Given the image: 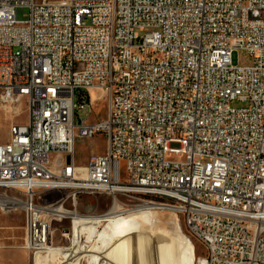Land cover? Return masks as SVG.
<instances>
[{
	"label": "built area",
	"instance_id": "obj_1",
	"mask_svg": "<svg viewBox=\"0 0 264 264\" xmlns=\"http://www.w3.org/2000/svg\"><path fill=\"white\" fill-rule=\"evenodd\" d=\"M32 2L0 0V101L28 114L0 144V212L23 213L22 249L42 255L79 196H107L175 213L197 264H264V0ZM102 99L105 119L79 116ZM100 134L106 152L78 167L77 140ZM51 192L68 195L37 203Z\"/></svg>",
	"mask_w": 264,
	"mask_h": 264
},
{
	"label": "bare ground",
	"instance_id": "obj_2",
	"mask_svg": "<svg viewBox=\"0 0 264 264\" xmlns=\"http://www.w3.org/2000/svg\"><path fill=\"white\" fill-rule=\"evenodd\" d=\"M40 3L44 0L32 2V12H40ZM81 90L82 83L73 85V92ZM59 108H66V101H59ZM71 234L72 247L49 248L40 255L46 257L44 264H80L82 256L89 264H196L197 260L196 248L183 234L179 217L152 206L122 213L117 203L104 215L78 214ZM84 236L94 245L83 246ZM40 256L35 264H42Z\"/></svg>",
	"mask_w": 264,
	"mask_h": 264
},
{
	"label": "rangeland",
	"instance_id": "obj_3",
	"mask_svg": "<svg viewBox=\"0 0 264 264\" xmlns=\"http://www.w3.org/2000/svg\"><path fill=\"white\" fill-rule=\"evenodd\" d=\"M17 19L19 22H26L29 19V9L20 8L17 11ZM232 62L234 66H250L253 61L244 51L235 52L232 56ZM95 100V99H94ZM244 105L235 102L232 104L233 108H242ZM107 114V107L105 105L104 100L99 101L95 108V114L91 117L88 116V111L85 110L79 114L82 119H89L91 123H96L97 121L105 119ZM28 121L27 114V103L20 102L13 105H3L0 101V144H5L9 140L10 136V128L12 125H25ZM107 150V140L106 138L100 134L95 136L93 139H84L77 140L76 142V164L78 167L84 168L88 163L92 154H104ZM83 170V169H81ZM121 172V180L124 182L126 179L127 171L124 164L120 168ZM68 194L66 192H51L46 194L45 196L39 197L37 200L38 204H50L56 203L63 198H66ZM120 201L123 199L120 198ZM67 210L73 209V204L71 201H68L65 207ZM112 208V200L107 196H79L77 203V213L82 216L89 215H104L108 213ZM163 213H170L167 210H158ZM138 215H144L142 213ZM121 221V220H120ZM120 221H117L113 224L115 228ZM119 222V223H118ZM180 228L185 235V228L183 225V221L179 218ZM72 221L67 220L63 222V224L56 225L55 232V248H71L73 242V236H70L68 239L63 238V230L67 231L72 228ZM14 232L7 246L5 247L2 242H0V252H6L13 261H17L22 263L23 259L20 256L22 252L26 253L25 264H35V258H33L28 252L22 249L23 241L25 238L24 232V215L21 211L12 213V214H3L0 212V234L7 232ZM101 231L103 228L100 229ZM82 245L91 246L94 245V241H88L84 236L82 239ZM196 248V264L198 258L202 255V248L199 244L193 242ZM44 264L46 260L45 256H40L39 258ZM61 263V262H60ZM59 263V264H60ZM0 264L2 261L0 259ZM49 264H52L49 262ZM80 264H89L87 258L80 259Z\"/></svg>",
	"mask_w": 264,
	"mask_h": 264
},
{
	"label": "crops",
	"instance_id": "obj_4",
	"mask_svg": "<svg viewBox=\"0 0 264 264\" xmlns=\"http://www.w3.org/2000/svg\"><path fill=\"white\" fill-rule=\"evenodd\" d=\"M12 235H14V232H10L9 230H7V232L5 233L0 234V242H2L3 245L6 247V244H8ZM20 256L23 259L22 263L13 261L12 258H10L8 254H6V252H0V259L2 261V264H25V259L27 256L26 253L22 252Z\"/></svg>",
	"mask_w": 264,
	"mask_h": 264
},
{
	"label": "water",
	"instance_id": "obj_5",
	"mask_svg": "<svg viewBox=\"0 0 264 264\" xmlns=\"http://www.w3.org/2000/svg\"><path fill=\"white\" fill-rule=\"evenodd\" d=\"M66 232H68V231H66Z\"/></svg>",
	"mask_w": 264,
	"mask_h": 264
}]
</instances>
